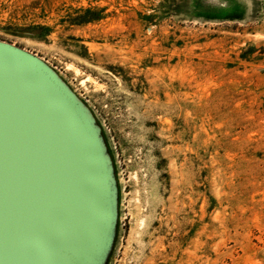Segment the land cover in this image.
<instances>
[{"label":"rangeland","instance_id":"obj_1","mask_svg":"<svg viewBox=\"0 0 264 264\" xmlns=\"http://www.w3.org/2000/svg\"><path fill=\"white\" fill-rule=\"evenodd\" d=\"M0 39L104 126L109 264H264V0H0Z\"/></svg>","mask_w":264,"mask_h":264},{"label":"water","instance_id":"obj_2","mask_svg":"<svg viewBox=\"0 0 264 264\" xmlns=\"http://www.w3.org/2000/svg\"><path fill=\"white\" fill-rule=\"evenodd\" d=\"M121 201L92 107L40 55L0 39V264H109Z\"/></svg>","mask_w":264,"mask_h":264}]
</instances>
